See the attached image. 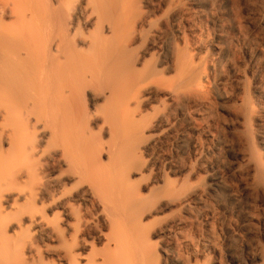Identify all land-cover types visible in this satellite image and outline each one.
<instances>
[{"label": "bare ground", "instance_id": "1", "mask_svg": "<svg viewBox=\"0 0 264 264\" xmlns=\"http://www.w3.org/2000/svg\"><path fill=\"white\" fill-rule=\"evenodd\" d=\"M208 253L264 264V0H0V264Z\"/></svg>", "mask_w": 264, "mask_h": 264}, {"label": "rangeland", "instance_id": "2", "mask_svg": "<svg viewBox=\"0 0 264 264\" xmlns=\"http://www.w3.org/2000/svg\"><path fill=\"white\" fill-rule=\"evenodd\" d=\"M179 45H180V48L181 49H184V48L187 49L186 48L187 45H186V43L184 41H179ZM244 59H245V57H241V59H240L239 66L241 68L244 67V64H246V62H247V59H245V60ZM247 76H248L247 80L243 82V85H244V91L243 92H244V94H246L245 97H250V95H251V88H252L253 82L251 80V77L252 76H251V74L249 72H248ZM169 151H171V150H169ZM169 151H167L165 153L167 155L166 157L168 158V161H171L172 160V162H176L178 167L185 166L187 164V163L185 164L184 161L179 160V158H177V154L175 152H172L171 151L169 153ZM191 168L194 170V172H196V176L192 178L193 182H195V183L196 182H204V180H205V174H204L203 171H200L199 170L198 156L193 155ZM220 207L216 208L215 210H213V212H210L208 214L209 215V218H210V221L212 223V227L214 226V229H215V230L213 229V231L216 232L217 238L220 237L219 239L221 241L219 240V243L224 248L226 258L228 259L231 256L233 258H238L239 259V258L242 257L241 248L239 247L238 243L235 241V238L232 235L233 232L231 231V229H229L227 227V222H225V216H226V214H225V212H226L225 211V206L222 204ZM208 254H206V256H204L201 259H199L198 260V263L199 264H209L211 262L214 254L213 253H211V254L208 253ZM207 255H208V257H207Z\"/></svg>", "mask_w": 264, "mask_h": 264}]
</instances>
